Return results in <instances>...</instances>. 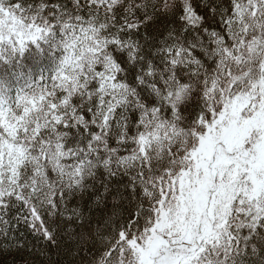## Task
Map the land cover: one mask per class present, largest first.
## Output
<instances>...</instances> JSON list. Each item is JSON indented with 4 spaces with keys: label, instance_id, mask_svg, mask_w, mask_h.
Masks as SVG:
<instances>
[{
    "label": "snow or ice",
    "instance_id": "snow-or-ice-1",
    "mask_svg": "<svg viewBox=\"0 0 264 264\" xmlns=\"http://www.w3.org/2000/svg\"><path fill=\"white\" fill-rule=\"evenodd\" d=\"M4 65L0 257L264 264V0H0Z\"/></svg>",
    "mask_w": 264,
    "mask_h": 264
},
{
    "label": "trees",
    "instance_id": "trees-1",
    "mask_svg": "<svg viewBox=\"0 0 264 264\" xmlns=\"http://www.w3.org/2000/svg\"><path fill=\"white\" fill-rule=\"evenodd\" d=\"M58 56L59 53L56 52L55 48L48 49L46 47L43 55L38 59H33V56L29 54L25 58L24 67L31 72L34 77L38 78L41 73H47L54 70ZM16 71L17 69L11 65L0 66V75L3 76H13ZM50 255L52 260L56 259L55 255ZM12 259V256L7 255L0 257V264H10Z\"/></svg>",
    "mask_w": 264,
    "mask_h": 264
}]
</instances>
